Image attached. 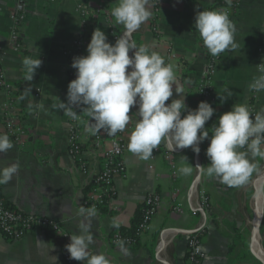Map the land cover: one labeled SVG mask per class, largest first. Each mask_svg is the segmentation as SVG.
<instances>
[{"label":"crops","instance_id":"crops-1","mask_svg":"<svg viewBox=\"0 0 264 264\" xmlns=\"http://www.w3.org/2000/svg\"><path fill=\"white\" fill-rule=\"evenodd\" d=\"M216 1L150 0L151 18L130 37L137 46L147 44L164 59L168 45H173L176 60L170 63L175 65L178 86H183L185 103L190 109H196L199 103L196 85L204 71L206 50L195 30L194 18L197 12L210 10ZM118 3L119 0H0V50L5 81L13 87L15 94L19 93L17 108L27 133L24 147L19 148L13 143L14 148L9 153L0 155V168L16 161L21 165L19 173L9 183L1 185L0 192L3 200L14 209L51 217L71 234L77 230L78 209L94 189L95 179L103 166V157L89 143L83 147L79 158L82 166L68 155L69 117L56 107L58 99L67 101L69 55L80 30L76 5L83 4L89 10L106 14L97 18V28L105 33L108 43L114 44L113 36L119 37L124 28L115 24V20L110 21L107 13ZM155 8L157 14H154ZM12 13L22 14L19 51L11 47L9 37ZM231 20L236 27L240 49L226 50L218 57L211 85L215 113L205 124L210 131L218 117L230 111L232 105L246 104L254 113L264 109V91L259 92L257 101L253 102L249 89L257 76L256 64L261 59L258 48L264 46V0H244L240 12ZM151 28L157 32L153 33ZM28 56H39L42 60L31 81L26 80L22 64ZM27 88H31L30 94L20 99ZM224 89H230L232 96L221 103L217 94H223ZM176 98L173 89V96L166 104ZM4 100L5 94L0 89V133H5L1 115ZM40 103L44 105L43 109L35 107ZM137 110L138 106L133 107L129 115ZM81 114L84 119L81 133L89 135L84 131L88 117L82 110ZM185 114L182 113V118ZM134 127L135 114L122 135L127 144ZM208 144L205 140L199 145L198 155L191 148L170 153L161 146L160 152L149 160L126 151L123 157L125 170L113 181L114 197L106 210L97 213L92 220L95 243L90 246L91 251L106 255L110 264H188V239L198 231L200 223L190 209L189 192L194 180L200 178L210 204L200 241L201 264H262L254 251V243L259 239V249L264 256V182L258 191L264 160L250 156L258 168L248 183L240 187L227 186L218 178L201 176L195 170L189 176L179 175L182 156L187 157L191 166L209 163L205 155ZM149 192L161 196V206L149 233L134 247L113 245L111 238L116 231L134 225ZM258 193L262 196V214L255 238ZM174 205L181 208V214L172 211ZM162 232H165L166 242L158 249ZM60 242L56 234L48 231H32L15 241L0 237V264H52L49 256L57 258L56 264H64Z\"/></svg>","mask_w":264,"mask_h":264},{"label":"clouds","instance_id":"clouds-1","mask_svg":"<svg viewBox=\"0 0 264 264\" xmlns=\"http://www.w3.org/2000/svg\"><path fill=\"white\" fill-rule=\"evenodd\" d=\"M149 2L119 0L111 15L115 24L123 26L124 32L114 44L107 42L108 38L101 29L92 32L86 47L87 55L72 59L70 66L76 70V78L68 83L67 101L57 98V109L72 120H79L78 113L82 110L88 117L84 131L90 135L123 132L135 114V127L129 135L127 149L143 160L152 158L153 150L162 142L170 152L191 148L198 155L201 151L199 145L207 139L209 144L205 155L209 163L191 166L187 157L182 156L183 166L178 169V174L189 176L195 170L201 176L218 178L230 187L247 184L258 168L250 156L264 160V109L253 114L246 104H235L218 117L211 131L205 128L215 109L206 101L199 102L196 109L188 108L184 88L177 83L175 65L166 63L164 57L147 44L137 46L130 39L132 33L151 18ZM225 4L230 7L231 0H225ZM194 27L214 57L221 56L226 50L240 49L228 8L197 12ZM22 64L26 80L31 81L42 60L39 56H28ZM256 69L259 75L249 84V89L259 93L264 91V63L257 65ZM173 89L178 98L166 104L173 96ZM30 92L31 88L25 89L20 99ZM217 95L223 103L232 96V91L224 89L223 94ZM136 106L138 110L129 115ZM35 107L43 109L44 105L40 103ZM182 113H186L183 118ZM13 148L9 136L0 133V155ZM20 168L19 161L0 168V185L9 183ZM77 215L80 218L77 230L65 245L69 258L84 264H110L106 255L90 248L95 243L92 220L97 209L80 206ZM49 258L52 264H56V257Z\"/></svg>","mask_w":264,"mask_h":264},{"label":"built area","instance_id":"built-area-1","mask_svg":"<svg viewBox=\"0 0 264 264\" xmlns=\"http://www.w3.org/2000/svg\"><path fill=\"white\" fill-rule=\"evenodd\" d=\"M243 1L244 0H231L230 7L229 5L224 7L229 9L230 19L238 15L242 8ZM223 2L225 4V0H223ZM76 13L79 18L80 30L76 40L73 42V52L69 55L68 76L72 78L71 80L76 78V70L70 66L72 59L73 57L82 56L83 51L85 50V42L83 41L84 26L89 12L83 4H77ZM154 14H157L156 8L154 9ZM21 20L22 14L19 17L17 13H12L10 15V21L12 25L9 37L11 41V47L15 51L20 50L18 25ZM151 31L153 33L157 32L155 28H151ZM117 38L118 37L114 35L113 41L115 42ZM258 52L261 56V59L257 62L256 66L264 63V46L260 45ZM2 57L3 53L0 50V89L3 90L5 94V100L1 105L4 132L9 136L12 143H14L19 148H22L26 145L27 133L22 123L19 121L16 94L13 91V87L7 84L5 81ZM173 60H176V55L173 51V45L170 43L168 45L165 62L170 63ZM217 60L218 57L212 56L206 48L204 71L196 85V93L199 102L206 101L211 106L215 101L214 92L211 85L216 74ZM256 74L259 75L257 69ZM258 94L259 93L250 90L251 101L256 102L258 99ZM78 114L80 116L79 120H72L69 117L66 139L67 152L68 155L74 159L77 164H79V158L83 151V147L89 143L93 150L99 152L103 157V166L95 179L94 189H92L83 200V206L85 208L94 206L98 210V207L102 204H106L108 206L109 202L114 197L113 181L117 176L122 175L125 170L123 157L124 153L128 151V144L122 140L124 131L117 132L115 135H108L105 132H100L96 135L82 134L80 128H82L84 119L80 111ZM253 114L255 113L253 112ZM161 146L162 145L153 150L152 158H154L160 152L162 147L165 148V152H170L166 144H164L162 147ZM181 150L182 149H177L174 152ZM79 165L82 166L83 164L80 163ZM189 195L191 199L190 209L193 214L199 218L200 223L198 231L192 234L188 239L186 261L188 264H201L203 252L201 250L200 241L203 233L205 232V218L210 209V204L207 194L201 186L200 178L195 179L192 183ZM160 206L161 196L156 192H149L143 200L141 215L133 235L124 237L121 235L120 231H116L111 238V243L116 246H136L143 236L149 233L152 220ZM172 211L177 214L182 213V210L178 205H174L172 207ZM258 214L259 213H256V218ZM32 231H48L56 234L61 240L60 252L64 264H80L78 261L69 258V254L65 249V245L70 242V235L72 234L62 228L58 221L43 215L26 214L20 212L6 204V202L2 199L0 192V237L9 241H15L25 237ZM165 242V232H162L159 237L157 248L161 249Z\"/></svg>","mask_w":264,"mask_h":264},{"label":"trees","instance_id":"trees-1","mask_svg":"<svg viewBox=\"0 0 264 264\" xmlns=\"http://www.w3.org/2000/svg\"><path fill=\"white\" fill-rule=\"evenodd\" d=\"M227 4H224L223 0H217L211 7H210V10H219L221 8H224L226 7ZM86 8L88 9V7L86 6ZM88 16L85 20V26H84V38H83V41L85 42V50H86V47L88 45V43L90 42V39H91V34L92 32L97 29V18L100 16V15H106L105 13H102L100 12L99 10H89L88 9ZM18 17L21 15V13H17ZM108 19L110 18V21L114 20V18L112 17L111 15V12L108 10ZM115 30V29H114ZM18 32H19V25H18ZM20 39V38H19ZM20 41V40H19ZM87 55V51L86 53L84 52L82 54V56H86ZM25 75L26 74V71H25ZM71 77L70 76H67V81L68 83L71 81ZM16 99H17V102H18V95L19 93L16 92ZM81 112V111H80ZM22 117L19 118V121L21 122L22 121ZM24 127V126H23ZM25 129V128H24ZM82 130V128H80ZM26 131V130H25ZM3 199V198H2ZM7 204V203H6ZM9 205V204H8ZM10 206V205H9ZM107 208V205L106 204H102L101 206L98 207V210H97V213H101L103 211H105ZM140 215H141V212L137 218V220L135 221L134 225L130 228V229H124V230H121V235H123L124 237H127V236H132L133 235V232L138 224V221H139V218H140Z\"/></svg>","mask_w":264,"mask_h":264},{"label":"water","instance_id":"water-1","mask_svg":"<svg viewBox=\"0 0 264 264\" xmlns=\"http://www.w3.org/2000/svg\"><path fill=\"white\" fill-rule=\"evenodd\" d=\"M264 182V173L262 174L260 180H259V183H258V191L260 192L261 191V188H262V184ZM261 214H262V205H261V208H260V212L259 214L257 215V218H256V222H255V233H254V237H258V228H259V224H260V221H261ZM258 260L264 264V258L261 257V256H257Z\"/></svg>","mask_w":264,"mask_h":264},{"label":"bare ground","instance_id":"bare-ground-1","mask_svg":"<svg viewBox=\"0 0 264 264\" xmlns=\"http://www.w3.org/2000/svg\"><path fill=\"white\" fill-rule=\"evenodd\" d=\"M257 197V200L259 201V205H258V207H259V212H260V208H261V202H260V195H259V193H258V195L256 196ZM258 212V213H259ZM259 249V245H258V242H257V240H256V243H254V251H255V253L257 254V255H259V256H261V257H263L264 258V256H262L263 254L260 252V250H258Z\"/></svg>","mask_w":264,"mask_h":264},{"label":"rangeland","instance_id":"rangeland-1","mask_svg":"<svg viewBox=\"0 0 264 264\" xmlns=\"http://www.w3.org/2000/svg\"><path fill=\"white\" fill-rule=\"evenodd\" d=\"M262 201V196L260 195V202ZM259 204V203H258ZM256 212L258 213L259 212V208H258V206L256 207ZM257 241H259V239L257 240ZM259 245V244H258ZM260 250V249H259Z\"/></svg>","mask_w":264,"mask_h":264}]
</instances>
